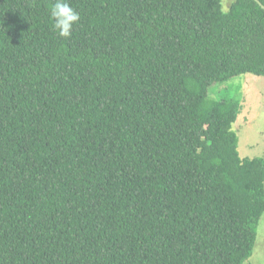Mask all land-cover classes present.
<instances>
[{
  "label": "trees",
  "instance_id": "trees-1",
  "mask_svg": "<svg viewBox=\"0 0 264 264\" xmlns=\"http://www.w3.org/2000/svg\"><path fill=\"white\" fill-rule=\"evenodd\" d=\"M55 2L0 0V264H243L264 158L210 89L264 77V9L67 0L61 38Z\"/></svg>",
  "mask_w": 264,
  "mask_h": 264
},
{
  "label": "rangeland",
  "instance_id": "rangeland-1",
  "mask_svg": "<svg viewBox=\"0 0 264 264\" xmlns=\"http://www.w3.org/2000/svg\"><path fill=\"white\" fill-rule=\"evenodd\" d=\"M233 0H222L224 10ZM228 94L242 97L243 110L234 130L239 137L238 150L241 158H264V77L246 74L229 80L226 84H215L210 96L221 99ZM243 264H264V214L257 229V240L252 256Z\"/></svg>",
  "mask_w": 264,
  "mask_h": 264
},
{
  "label": "clouds",
  "instance_id": "clouds-1",
  "mask_svg": "<svg viewBox=\"0 0 264 264\" xmlns=\"http://www.w3.org/2000/svg\"><path fill=\"white\" fill-rule=\"evenodd\" d=\"M51 18L53 28L61 38L71 37L74 26L81 20L80 14L70 6L67 0H56L51 6Z\"/></svg>",
  "mask_w": 264,
  "mask_h": 264
},
{
  "label": "water",
  "instance_id": "water-1",
  "mask_svg": "<svg viewBox=\"0 0 264 264\" xmlns=\"http://www.w3.org/2000/svg\"><path fill=\"white\" fill-rule=\"evenodd\" d=\"M254 1H256L264 9V5L259 0H254Z\"/></svg>",
  "mask_w": 264,
  "mask_h": 264
}]
</instances>
